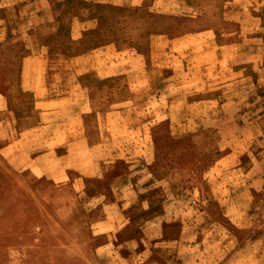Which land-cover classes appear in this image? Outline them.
<instances>
[{
  "label": "crops",
  "instance_id": "0c3cea01",
  "mask_svg": "<svg viewBox=\"0 0 264 264\" xmlns=\"http://www.w3.org/2000/svg\"><path fill=\"white\" fill-rule=\"evenodd\" d=\"M53 1H58V5L65 2V13L54 15ZM182 2L155 0V6L159 7L157 11L169 12L174 20L158 30L145 32L141 26H135L136 30L129 25L135 22L133 14L141 13L145 8L146 0H0V56H6L3 54L5 51L12 55L11 59H0V66L18 67L8 82L4 81L11 93L0 91V195L6 193L2 192L3 186L12 178L11 175L21 172L38 180L42 185V196L65 193V197L72 200L43 204L32 200L30 196L33 197L34 193L30 192L26 198L24 192H20L28 203L23 212L29 213L22 219L16 203L9 200L8 205L1 206L0 259H10L11 256H6L10 250L20 256L23 250L26 251V246L23 249L22 245L49 243L53 246L58 245L61 239L65 245L83 246L82 249L78 247V251L84 260L91 259L93 264H133L138 261L139 264H182L180 252L184 244V227L189 225L190 219L186 222L178 210L167 206L165 201L161 206L154 203L136 206L134 196L140 181V173L134 167L136 160L132 159L125 138L119 146L112 140L115 139L114 133L119 131L148 135L165 118L176 115L174 102L177 96H181L183 87L199 94L200 87L206 89L217 84L206 90L208 94L213 92L212 96L201 95L194 104L202 110L220 102L229 105L215 92L231 84V79L223 80L222 76L228 71V51L241 44L227 40L232 34L241 36L243 31L240 28L232 32L223 29L221 36L226 37V41L219 42V31L213 26L200 27L202 20L201 23L209 21L208 13L188 14ZM112 6L125 11L128 17L112 21L110 15H104L102 24L107 27L97 28V8ZM217 18L222 23L219 15ZM18 20H26L29 24L22 39L16 38L18 30L14 24ZM116 24L126 30L124 27L117 29ZM123 34L125 46L121 47L114 38ZM135 35L141 38L136 39ZM258 36L250 37L255 40L259 39ZM259 40L264 45L263 38ZM52 53L65 56V68L73 73L71 77L65 73V86L73 83L72 89L58 90L64 78L49 71L53 68L49 65ZM109 53L113 54L111 59L106 57ZM214 60L223 65L213 69L210 63ZM231 67L230 71L236 72L233 64ZM223 68H226L225 72L218 71ZM212 69L218 74L214 75ZM183 72L187 74L183 75ZM240 73L238 70V80L244 76ZM83 78L91 79V86ZM108 80L127 83V96L121 88L112 86L115 95L120 93L125 98L113 100L107 110L101 111L99 107L104 98H100L101 88L97 84ZM95 88L97 93L93 97L91 92ZM171 89H174L172 100L168 92ZM136 104L139 107H135ZM135 114L136 119L131 120ZM195 118L197 116L185 121L187 132L197 130ZM120 119H130L134 124H123ZM152 141L146 139L144 144L147 155L151 156L146 162L147 168L157 156ZM240 143L242 140L237 146ZM238 151L240 161L247 152ZM231 153V150L221 152L213 158V164L216 167L223 164ZM119 163L125 164L127 169L118 171ZM149 176L157 180L153 173ZM214 178L218 187L214 193L222 205L218 215L214 204L209 201L206 206L205 211L211 212L215 219L211 224L222 225V221L216 220L217 215L218 219L227 218L238 226L240 211L231 213L229 201H221L224 189L228 188L219 181V175ZM187 180L195 183L188 176ZM160 181L162 184L165 180ZM100 182L110 186L107 192L101 191ZM209 182L207 179L199 181L193 191L200 194L205 188L207 194L210 193ZM153 185L147 179L146 191ZM172 185L175 187L171 184L169 191L174 198L177 191ZM136 224H139L140 235H136ZM166 229L172 231L171 236L166 235ZM150 230L156 231V235L150 234ZM195 241L194 246H189L193 249L204 247L208 251V259L214 239L203 241L197 232ZM229 243L224 239L219 249L224 251ZM215 254L213 251V258ZM79 257L67 250L63 263L77 264Z\"/></svg>",
  "mask_w": 264,
  "mask_h": 264
},
{
  "label": "rangeland",
  "instance_id": "374dc122",
  "mask_svg": "<svg viewBox=\"0 0 264 264\" xmlns=\"http://www.w3.org/2000/svg\"><path fill=\"white\" fill-rule=\"evenodd\" d=\"M182 3L184 5L183 9L188 14L208 13V20L211 22L206 21L201 23L202 20L200 27L213 26L219 31L220 35H218L217 39L219 42L226 41V37L221 36L223 29L232 32L240 28L243 31L241 36L232 34L229 36V40H227L241 44L240 47L237 48L235 46L228 51L229 55L227 59L229 60V65L226 66L228 71L225 72L226 68L218 69L219 72H225L222 75L223 80L231 79V84L217 90L215 93L217 96L223 98L224 102H229V105H223L220 102L217 106H211V108L202 110L201 107L194 104V100H199L201 95L212 96L213 92L208 94L206 90L218 86L217 84L207 86L206 89L200 87L201 90L199 91H203L205 94L201 92L198 94L197 91H190L183 87L181 96H177V100L174 102V105H176V115L165 118L148 135L144 132L119 131L114 133L115 139L112 140L119 146L122 143V139L125 138L129 146L128 150L131 151L132 159L136 160L134 167L140 173V181L136 187L137 195L134 196L136 206L141 207L148 203L161 206L165 201L167 206L172 209L176 208L178 214L186 222L190 219L187 223L189 225L183 226L185 228V232L183 233L184 244L180 252L182 264H197V262L199 264H264V45H261L263 41L259 40L260 37L264 40V0H183ZM58 4V1H53L51 4L54 15L65 13V2H61L60 5ZM157 8L159 7L155 6V0H146V6L142 12L137 11L136 14H133L135 22L133 23L132 21L129 27L136 29V27L141 26L145 32H152L166 25L165 23L168 25L173 22V15L169 12H159ZM95 14L97 16L96 27L101 29L107 27L102 24L104 15H110L112 21H120L128 17L125 11H121L120 8L115 6L97 8ZM218 15L222 18V23L219 22ZM55 24L53 25L55 26ZM14 26L18 30L16 38L22 39V35L25 34V31L29 27L28 21L18 20ZM0 27L2 26L0 25ZM116 27L117 29H122L124 26L116 24ZM251 35H259V39L253 40L250 37ZM134 38L139 39L141 37L135 35ZM114 39L118 41L121 47L125 46L122 43L125 40L124 34L118 35ZM189 39L193 40V38ZM3 54H6V56H0V59L12 58L9 51H5ZM106 57H110L111 59L113 54L109 53ZM64 59V55L56 53H52V57L49 59V65L53 67L49 71L55 74L58 73L64 78V83L60 85L62 87L58 86V90L60 91L70 90L74 86L73 83H68L65 86V73L66 75L69 73V77L73 73L69 68H65L67 64ZM106 59L108 60V58ZM215 60L210 63L213 69L223 65L216 63ZM251 60L253 62H249ZM232 64L236 72L230 71ZM17 68L11 65H7V67L0 66V79H3L2 83L0 82V91L9 92L7 89L9 85L4 83V81L8 82L9 78L18 70ZM203 69L206 70V68ZM213 69V74H218V71ZM238 70L244 74L242 78L240 77V80L236 76ZM185 72H183V75L187 74ZM83 80H85L87 85L91 86V79L83 78ZM94 85L96 86V83H93ZM97 86L101 88L100 98H104L99 107L101 111L107 110L113 100H120L127 96V92H125L127 83L124 81H117L115 83L113 80H108L97 84ZM112 86L121 88L125 96H122L120 93L115 95V91L111 90ZM187 86L191 88V86ZM173 91L174 89L168 91L172 95L170 100L174 98ZM96 93L97 89L95 88L91 94L93 97H96ZM109 93H112V96ZM135 107H139V105ZM229 112L231 114H228ZM202 113H206V115ZM196 116L195 122L197 126L195 129L197 130L187 132L188 126L184 125L185 121H187V118ZM91 119L93 121L95 117ZM134 119H136V114L131 117V120ZM131 120H121V123L133 125L134 123ZM146 139L148 141L153 140L155 153H157L155 161H152L148 168L146 162L151 159V156L147 155V149L144 146ZM239 140H242V143H240V146H237ZM225 146L226 148H224ZM242 146L243 148H241ZM229 150L232 152V155L229 157L231 160L226 159L223 164H219L216 167V164H213V158L221 154V152L225 153ZM238 150L247 152L240 161L237 156ZM118 167V171L127 169L125 164L120 165L119 163ZM149 173H153L157 180L151 179ZM13 174L11 175L12 178L8 179L3 186L2 192L6 193L0 195V207L8 205L9 200H11L12 203H16L15 205L19 206L20 219L29 216V213L23 212V210L25 205L28 204L25 199L29 198L30 192L34 193L33 197L30 196L32 200L35 201L36 199V202H43V204H61L71 200V198L65 197V193L52 196H45L44 194L42 196L40 194L42 185L38 184V180L33 178V175H25L21 172ZM218 175L221 177L219 181L222 182V185H226L228 188V190L224 189L225 195L221 201L224 200V203L229 201L231 213L235 214L236 211H240L239 221L236 222L238 226L227 220V218L224 220L217 218L218 213H220L219 209H221L220 204L222 205L214 193L218 191L214 178L218 177ZM187 176L195 181V183H190L187 180ZM147 179L154 185L152 186L153 188H147L149 190L146 191L145 185ZM163 179L165 181L159 184L160 180ZM203 179L210 181L211 191L207 194V189L205 191V188H203V192L197 194L194 192V185ZM171 184L175 185V187L172 186L177 191V195L174 198L171 191H169ZM98 185L103 192H107L110 187L104 182H100ZM130 190L133 191L132 189ZM20 192H24L26 198L21 196ZM18 193L20 195H17ZM209 201L215 205L216 220L218 222L222 221V225H219V223L211 224V222H215L212 221L215 219L210 214L211 212L205 211ZM140 218L142 219L141 216ZM140 218L137 219L138 222H140ZM136 225L137 227H134L136 235H140L139 224ZM152 232L153 230H150V234ZM171 232L170 229H166L165 231L167 236H171ZM197 232H199V239L203 241L214 239L215 242L210 249V251L216 253L214 258L212 257V252H210L209 258L206 259L208 251L206 252L204 247L193 249V247L189 246L196 242ZM156 233V231L155 233L153 232L154 235ZM54 238L60 239L58 237ZM224 239L230 241V243L223 251L219 249V246ZM22 246L23 249L26 246V251L23 250L20 256L9 249L11 252L9 254L6 253V256H11V258L6 260L0 259V264H65L63 262L65 261V251L67 250L73 255H80L78 263L93 264L91 259H88V261L84 260L78 251V247L82 249L83 246L77 244L65 245L61 239L58 245L53 246L49 243ZM225 255L227 256L223 258ZM133 264H139V261Z\"/></svg>",
  "mask_w": 264,
  "mask_h": 264
}]
</instances>
